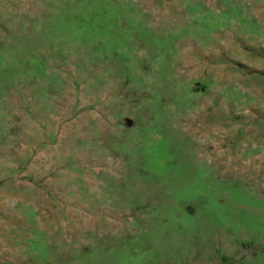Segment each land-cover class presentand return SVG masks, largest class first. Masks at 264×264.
Returning a JSON list of instances; mask_svg holds the SVG:
<instances>
[{
  "label": "rangeland",
  "instance_id": "obj_1",
  "mask_svg": "<svg viewBox=\"0 0 264 264\" xmlns=\"http://www.w3.org/2000/svg\"><path fill=\"white\" fill-rule=\"evenodd\" d=\"M0 264H264V0H0Z\"/></svg>",
  "mask_w": 264,
  "mask_h": 264
}]
</instances>
